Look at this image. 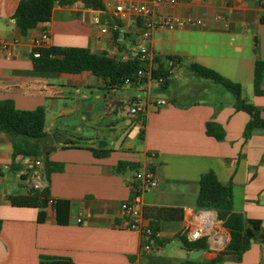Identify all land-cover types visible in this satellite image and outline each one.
<instances>
[{"label": "crops", "instance_id": "obj_1", "mask_svg": "<svg viewBox=\"0 0 264 264\" xmlns=\"http://www.w3.org/2000/svg\"><path fill=\"white\" fill-rule=\"evenodd\" d=\"M19 1L0 0V40L8 42L5 50L0 49V100H11L19 110L42 107L44 132L63 139L53 144L48 155L42 154L49 166L41 160L35 168L53 199L52 206L42 209L39 221L40 209L8 202L9 197L33 190L31 171L21 175L25 157L13 158L11 137L0 133V264H38L41 256L67 257L72 264H147L149 256L171 264L185 259L210 261L229 241L223 227L204 251H186L179 239L189 214L196 210L199 177L208 171L220 183H231L233 210L259 221L264 230V131L253 130L245 138L247 113L235 110L233 96L188 68L197 64L238 83L242 99L264 118V79L262 94L253 92L255 61H264V23H260L264 0L153 3L158 14L201 24L157 30L148 39L141 37L138 19L117 20V31L108 33H102L93 20L112 22L116 4L150 5L149 0H90L100 8L86 6L84 0L56 3L50 20L25 35L12 19ZM44 31L49 35L48 47L84 48L121 60L135 48L145 47L154 58H176L177 67L165 88L145 82L142 89L131 85L111 91L89 72H37L32 67V44ZM118 101L115 110L110 104ZM133 104L140 110L129 117L127 109ZM207 123L219 125L223 138L208 135ZM65 140L74 145L62 148ZM99 140L106 142L100 149L107 152L104 157L91 151L98 149ZM119 162L127 166L118 168ZM131 164L139 168L130 169ZM139 169H149L158 180L155 189L142 194L144 221L154 222L160 233L147 254L140 252L137 231L118 226L119 205L130 198V184ZM173 242L180 244L177 250L169 248ZM219 264H264V243L252 242L239 260L226 255Z\"/></svg>", "mask_w": 264, "mask_h": 264}, {"label": "trees", "instance_id": "obj_2", "mask_svg": "<svg viewBox=\"0 0 264 264\" xmlns=\"http://www.w3.org/2000/svg\"><path fill=\"white\" fill-rule=\"evenodd\" d=\"M69 0H20L13 15L15 28L21 35L40 23H46L51 18L52 8L56 3H66ZM86 6L100 8L96 1L84 0ZM264 23V17L260 18ZM256 48V40H255ZM33 51V50H32ZM31 61L33 70L47 73H71L78 74L89 72L102 81L104 90H118L124 86L125 79L134 81L138 70L145 68V61L140 56H129L126 60L109 57L106 54H95L84 48H60L48 47L34 51L39 53ZM172 58L176 64L177 59ZM189 70L197 77L209 80L221 85L234 98V108L243 111L249 116L243 131V136L248 138L253 130L264 131V118L260 116V110L253 104L241 97V86L221 76L214 70L202 67L197 64H190ZM168 75L164 69V61L155 57L151 68V79L163 78L160 87L165 88L168 84ZM264 79V61L256 59L253 73V92L261 95V84ZM45 127V113L42 107L34 110L16 109L9 99L0 100V133H4L12 139V157L22 156L43 160L45 166H49L46 157L42 155L39 139L43 136ZM206 133L217 140L223 138L222 128L215 123L206 124ZM74 143L64 141L62 148L73 146ZM95 157L107 155L105 150L91 149ZM130 169H138L133 165ZM125 168L127 164L119 162L118 168ZM49 199L46 188L42 191L32 190L25 196L9 197L8 202L15 207H34L40 209L38 220L43 218L42 209L47 205ZM58 208V203L56 209ZM196 209H211L217 214L222 227L229 234V241L216 258L210 261H193L185 259L180 264H219L226 255H234L237 260L242 253L249 249L252 242L264 243V230L260 222L250 220L243 214L235 212L232 208L231 183H220L212 171L200 175L198 180V192L195 199ZM60 222L59 219H57ZM151 227L157 230V226L151 221ZM1 229V222H0ZM183 249L186 251H204L208 249V240L201 238L194 242L187 241L183 236L179 237ZM147 264H171L170 260L162 259L159 256H149ZM38 264H72L71 259L58 256H41Z\"/></svg>", "mask_w": 264, "mask_h": 264}, {"label": "built area", "instance_id": "obj_3", "mask_svg": "<svg viewBox=\"0 0 264 264\" xmlns=\"http://www.w3.org/2000/svg\"><path fill=\"white\" fill-rule=\"evenodd\" d=\"M150 5L147 3H118L113 7L110 14L112 22L100 21L95 18L93 23L99 26L102 33L117 31V20H126L128 18L138 19L141 23V37L148 39L153 32L157 30H174L185 24H201L200 20H192L190 18L180 19L173 16H167L158 14L153 10V3L167 2L169 4H175L178 0H149ZM8 46V42L0 40V49L5 50ZM49 35L47 32H42L40 37L36 39L32 44V55L38 57L39 53L34 51L40 48H48ZM140 56V59L145 61L146 67L140 69L136 73L134 81L125 79L124 86L135 85L139 89L143 88V84L146 82H153L160 86L163 82V78L157 80L151 79V68L153 65L154 57L145 47L135 48L131 56ZM127 58L123 59L126 60ZM177 64L172 58H166L164 60V69L168 75H172L176 70ZM151 103L157 105L165 104L162 99H150ZM137 105L133 104L128 107L127 115L129 117L137 116L139 113ZM40 159H34L25 157L23 166L24 169L20 172L27 174L30 170L31 174V186L33 190L42 191L45 188V182L41 176L35 171V168L40 166ZM158 186V180L154 173L149 169H139L134 173V179L130 184V198L123 201L119 205L118 217L120 228L126 230L137 231L141 237L140 252L147 254L153 251L160 239V233L158 230H154L148 223L144 221L142 215V194L148 190L155 189ZM53 199L47 200V206H52ZM222 227L221 221L217 219V214L211 209H196L193 213H190L181 231L180 236H183L187 241L194 242L201 238H210L216 234V232Z\"/></svg>", "mask_w": 264, "mask_h": 264}, {"label": "water", "instance_id": "obj_4", "mask_svg": "<svg viewBox=\"0 0 264 264\" xmlns=\"http://www.w3.org/2000/svg\"><path fill=\"white\" fill-rule=\"evenodd\" d=\"M116 100H119V96H116ZM115 103H118V104L116 105ZM120 104H121V101H118V102H112L110 105L116 110V109H118V106ZM62 139H63L62 136H58L56 134H49V133L43 134V136L39 139V144L41 146L42 154L48 155L49 149H54L53 144L62 141ZM105 146H106L105 141L99 140L97 142V148L98 149L104 148Z\"/></svg>", "mask_w": 264, "mask_h": 264}, {"label": "rangeland", "instance_id": "obj_5", "mask_svg": "<svg viewBox=\"0 0 264 264\" xmlns=\"http://www.w3.org/2000/svg\"><path fill=\"white\" fill-rule=\"evenodd\" d=\"M213 84V83H211ZM213 86H215V88H217L218 91L220 92H224L226 94H229V96H232L228 91H226L221 85H216V84H213ZM121 113H122V117H123V120L126 121L127 118H125V108H123L121 110ZM90 130V129H89ZM89 130H84L83 133H86L87 135H90L91 137L94 136L93 132L92 131H89ZM180 247V244L178 242H173L170 244V247L169 248H172V249H178Z\"/></svg>", "mask_w": 264, "mask_h": 264}]
</instances>
